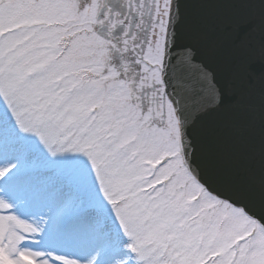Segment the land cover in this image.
I'll return each instance as SVG.
<instances>
[{
    "label": "snow or ice",
    "instance_id": "obj_1",
    "mask_svg": "<svg viewBox=\"0 0 264 264\" xmlns=\"http://www.w3.org/2000/svg\"><path fill=\"white\" fill-rule=\"evenodd\" d=\"M9 122L136 264H264V0H0ZM16 150L0 136V264H96L29 247L87 209L44 203Z\"/></svg>",
    "mask_w": 264,
    "mask_h": 264
},
{
    "label": "rangeland",
    "instance_id": "obj_2",
    "mask_svg": "<svg viewBox=\"0 0 264 264\" xmlns=\"http://www.w3.org/2000/svg\"><path fill=\"white\" fill-rule=\"evenodd\" d=\"M0 136L5 140L8 138L15 139L17 150L12 156V159L19 165L16 178L21 182L31 185L39 195L43 197L44 203L51 204V202H54L50 207L55 210L69 199L75 197L78 198L79 201H83V207L87 209L86 211L74 212L72 215L68 216L60 232L45 234L40 238L39 243L29 245L31 249H38V247L44 244L49 238L60 243V241H63L65 238V232H67L77 220L91 216L94 217L96 226L98 225L97 228L102 230L103 234L110 239V245H106L105 243L98 246L93 245V248L89 251L88 255H86L88 260H91L92 257L96 258L95 253L97 251L104 252L103 258L101 257L99 259L100 261L106 258L105 254H107L108 257L118 252L120 257L123 258V261L127 260L128 264H136L134 256L130 258L129 255H126L125 246L130 243L126 235L119 230L120 236L124 237L119 239L118 233L113 232L114 229H116L113 224L115 223V218L112 215L110 205H108L106 201L104 202V209L97 208L87 192L69 176L63 161L50 158L49 155L38 146V142L34 138L30 139L21 135L10 122L6 123L3 128L0 129ZM60 191H65V196L57 198ZM53 198H55L54 201H52ZM86 203H88L87 207ZM17 212L19 215H24V213L28 215L30 213V208L21 205L17 207L16 213ZM21 218L27 219L25 216ZM42 251H46V249ZM99 260L96 259V264L100 263Z\"/></svg>",
    "mask_w": 264,
    "mask_h": 264
},
{
    "label": "bare ground",
    "instance_id": "obj_3",
    "mask_svg": "<svg viewBox=\"0 0 264 264\" xmlns=\"http://www.w3.org/2000/svg\"><path fill=\"white\" fill-rule=\"evenodd\" d=\"M65 191H60L57 198L64 197ZM43 201V197L40 196ZM55 198L52 199L54 201ZM51 204H47L49 207ZM30 208V207H29ZM19 215V213L17 212ZM33 215V210L30 208V213L28 215H19L20 217H27L30 219ZM98 226V225H97ZM96 221L94 217L87 216L82 219L77 220L68 230L65 232V238L63 241L58 243L53 239H48L44 244L38 247V251L46 249V251H53L58 254H64L69 256L77 257L80 260L87 261L89 251L93 248V245L106 244L110 245V239L108 236L104 235L102 230L97 228ZM62 242V243H61ZM107 257V254H105ZM103 258V257H102ZM119 253H113L104 260L101 259L99 264H118V262H123V258L120 260Z\"/></svg>",
    "mask_w": 264,
    "mask_h": 264
}]
</instances>
